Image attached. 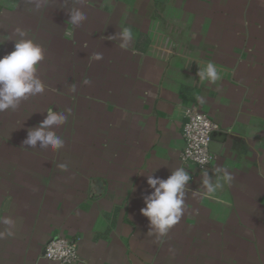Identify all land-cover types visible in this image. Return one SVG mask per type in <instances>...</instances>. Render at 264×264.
<instances>
[{"label":"crops","instance_id":"obj_1","mask_svg":"<svg viewBox=\"0 0 264 264\" xmlns=\"http://www.w3.org/2000/svg\"><path fill=\"white\" fill-rule=\"evenodd\" d=\"M73 8L87 16L78 28ZM17 27L45 49L46 89L0 113V221H14L0 264H58L44 258L57 235L80 238L76 264H264V0H0V42ZM122 27L128 50L109 39ZM13 49L5 40L0 57ZM190 60L222 80L199 83ZM190 106L220 127L209 174L234 179L201 199L192 167L185 215L158 237L140 211L147 175L182 167ZM49 108L68 114L64 147L26 148Z\"/></svg>","mask_w":264,"mask_h":264},{"label":"clouds","instance_id":"obj_2","mask_svg":"<svg viewBox=\"0 0 264 264\" xmlns=\"http://www.w3.org/2000/svg\"><path fill=\"white\" fill-rule=\"evenodd\" d=\"M68 13L70 16L68 22L73 28H78L87 19L85 13L79 8H73ZM13 34L16 39L5 37L0 42L2 44L5 40L14 41V49L0 57V113L9 110L15 112L23 101L43 94L46 89L45 83L38 74L39 65L45 59L44 47L30 38L25 29L17 27ZM109 39L118 40L119 47L128 50L134 37L130 27H122L118 33L109 36ZM102 58L101 53H94L91 57L93 60ZM192 62L198 65L196 75L199 83L216 84L222 80L221 73L213 61H208L203 66L195 60H190L189 64ZM85 83L88 81L86 80ZM67 121L66 112L49 108L45 118L37 126L28 129L23 145L26 148L41 150H61L65 141L57 133V129H60ZM188 155L190 156L191 153ZM199 163L206 164L207 158L200 159ZM58 167L66 170L68 165L60 164ZM153 173L147 175V185L151 191L143 196L145 207L140 211L149 221V233L164 237L185 215L186 194L192 176L184 167L172 170L166 179L156 177ZM233 179L227 168L215 169L214 175H210L207 169L202 168L201 183L204 190L198 195L201 199L212 198L218 191H223L226 185L230 186ZM0 223L8 226L5 232H0V238L5 235L14 236L11 230L14 227V221L11 218L5 217Z\"/></svg>","mask_w":264,"mask_h":264},{"label":"built area","instance_id":"obj_3","mask_svg":"<svg viewBox=\"0 0 264 264\" xmlns=\"http://www.w3.org/2000/svg\"><path fill=\"white\" fill-rule=\"evenodd\" d=\"M220 129L217 122L196 106L187 107L183 125L184 145L180 153L182 167L194 178L190 170L207 169L215 159L211 150L212 135ZM191 153L189 156L188 154ZM207 158V163L201 165L199 160ZM80 238L63 235L52 237L45 246L44 258L58 264H76L79 261L78 243Z\"/></svg>","mask_w":264,"mask_h":264},{"label":"water","instance_id":"obj_4","mask_svg":"<svg viewBox=\"0 0 264 264\" xmlns=\"http://www.w3.org/2000/svg\"><path fill=\"white\" fill-rule=\"evenodd\" d=\"M210 148H211L212 151L218 152L219 148H220V145L217 144V143H213L212 142Z\"/></svg>","mask_w":264,"mask_h":264}]
</instances>
